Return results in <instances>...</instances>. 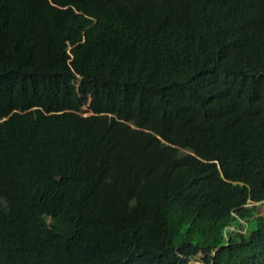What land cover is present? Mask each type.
Returning a JSON list of instances; mask_svg holds the SVG:
<instances>
[{
  "label": "trees",
  "instance_id": "obj_1",
  "mask_svg": "<svg viewBox=\"0 0 264 264\" xmlns=\"http://www.w3.org/2000/svg\"><path fill=\"white\" fill-rule=\"evenodd\" d=\"M264 0H0V264H264Z\"/></svg>",
  "mask_w": 264,
  "mask_h": 264
},
{
  "label": "rangeland",
  "instance_id": "obj_2",
  "mask_svg": "<svg viewBox=\"0 0 264 264\" xmlns=\"http://www.w3.org/2000/svg\"><path fill=\"white\" fill-rule=\"evenodd\" d=\"M264 210V204L263 203H259L257 205L256 211L261 213ZM202 255L198 254L195 257L191 258L187 264H204L202 261Z\"/></svg>",
  "mask_w": 264,
  "mask_h": 264
}]
</instances>
